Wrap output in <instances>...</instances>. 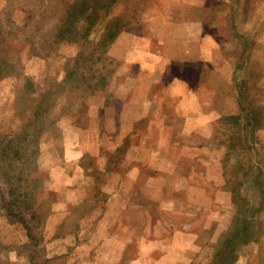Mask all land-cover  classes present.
Listing matches in <instances>:
<instances>
[{
	"label": "rangeland",
	"instance_id": "obj_1",
	"mask_svg": "<svg viewBox=\"0 0 264 264\" xmlns=\"http://www.w3.org/2000/svg\"><path fill=\"white\" fill-rule=\"evenodd\" d=\"M0 264H264V0H0Z\"/></svg>",
	"mask_w": 264,
	"mask_h": 264
},
{
	"label": "crops",
	"instance_id": "obj_2",
	"mask_svg": "<svg viewBox=\"0 0 264 264\" xmlns=\"http://www.w3.org/2000/svg\"><path fill=\"white\" fill-rule=\"evenodd\" d=\"M217 52L218 49L217 47L210 41V40H206L205 43H201L200 47H199V52H198V61L199 62H204V63H210L211 60H213L215 57H217ZM181 82H179L177 85L179 87L178 89V93L177 95L180 97V100L178 101V104L176 106V111L174 112V116H178V118L181 119L180 121V125L182 127L187 128V126L189 127V121L191 118V114L192 113H196L197 115H205L204 118H201L202 121L204 123V138L205 139H209L211 137L212 134V126L214 125L215 121H216V115L214 116L216 110L214 111L213 106H211L212 101L210 100L211 96H212V89L205 85V84H200L196 87H191L187 84V81L184 82V79H179ZM193 88V89H192ZM208 92V98L204 97V94ZM183 96V98H182ZM206 104L209 106L208 112H205V106ZM180 126V127H181ZM207 131V133H206ZM196 153L197 154V148L192 146V148H180L177 152V157L180 156V158H184V156L186 155H191L192 153ZM200 152H207V149H201ZM146 153V150H141L140 151V156H143ZM193 153V154H194ZM176 157V161H174V163H172L170 166L172 169H176L179 165H181V162L179 163L178 158ZM189 162V161H188ZM216 164H221L219 161ZM182 166V165H181ZM186 171L180 172V174H178V176L176 175L171 184V187L173 188V193H178L181 192V188L182 189H187L189 190V187L192 186L191 181H190V176L189 175V171L188 168H186ZM167 184L164 183V187H166ZM131 197V196H130ZM129 197V199H130ZM130 216H133L132 211H127L126 214V220L128 221ZM145 217V218H144ZM148 221L151 222L152 226H157V224L155 223V217L154 216H145L143 214V217H140V220L142 222H144L146 219H148ZM158 219V218H157Z\"/></svg>",
	"mask_w": 264,
	"mask_h": 264
},
{
	"label": "trees",
	"instance_id": "obj_3",
	"mask_svg": "<svg viewBox=\"0 0 264 264\" xmlns=\"http://www.w3.org/2000/svg\"><path fill=\"white\" fill-rule=\"evenodd\" d=\"M74 3L76 4V1H74ZM74 4H70L69 8H71ZM70 13V11L68 12V14ZM65 24V23H64Z\"/></svg>",
	"mask_w": 264,
	"mask_h": 264
}]
</instances>
